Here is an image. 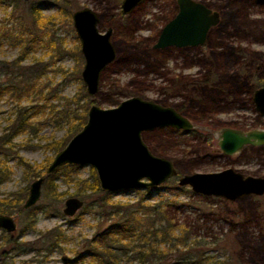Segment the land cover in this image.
<instances>
[{
    "label": "rangeland",
    "instance_id": "374dc122",
    "mask_svg": "<svg viewBox=\"0 0 264 264\" xmlns=\"http://www.w3.org/2000/svg\"><path fill=\"white\" fill-rule=\"evenodd\" d=\"M116 1L71 0L68 8L71 14L84 7L91 8L98 15L99 31L108 28L113 31L115 59L100 73L99 90L93 96L86 93L82 79H77L76 69L81 78L84 59L71 16L63 13L54 0H19L14 8L7 1L0 2V61H15L8 67V74L16 82L33 73L38 76L30 97L20 102L21 106H34L33 126L13 139V150L7 156L12 172L0 184V193L5 195L29 187L34 180H25L23 167L16 162L13 151L33 165L51 162L55 152L47 143L64 135L60 111L73 107L69 100L76 94L82 98L81 103L94 99L97 104H92L102 108L140 96L175 108L192 121L195 132L172 127L142 132L149 150L169 159L176 174L154 187L110 192V200L118 203L120 210L128 209V205L137 207L140 201L159 203L163 213L176 227L186 228L191 239L210 242L198 250H207L206 253L218 255L219 259L226 257L229 264H264V192L228 200L195 193L189 186L177 183L184 174L225 168L244 176L264 178V145H246L245 150L234 156L222 154L218 145L223 127L264 130V116L256 110L253 101L255 89L264 86V4L255 0H198L219 12V21L209 29L204 43L191 48L157 50L153 44L163 25L175 14V5H169L166 0H143L130 14H122V0ZM32 5L42 13L38 23L29 15ZM5 28L8 36L2 37ZM18 33L23 35L20 41L16 38ZM24 45L27 51L17 60ZM77 48L78 61L72 55ZM1 72L4 70L0 69ZM6 78L3 73L0 81ZM38 88L42 97L36 94ZM14 106L15 101L5 96L0 101V134L14 117ZM92 169L91 165L74 164L59 173L56 183L64 196L53 205L61 216L39 211L36 231H21L15 219L17 240L31 243L39 252L12 254L7 264H35L42 256L44 264H62L63 255L76 259L78 254H85L86 245L97 230L106 229L118 220L110 215L104 217L96 206H91L93 202L97 205L96 193L62 180L64 172L73 178L89 180ZM175 186L182 189L175 192ZM42 191L43 184L37 203L46 206ZM69 197L83 201L82 208L70 217L62 212ZM52 229L61 230L64 240L50 250L40 248L39 231L46 234ZM135 245L120 250L125 256L122 262L137 251L140 244ZM176 261L174 255H168L158 264ZM86 263L88 260L81 257L74 262Z\"/></svg>",
    "mask_w": 264,
    "mask_h": 264
},
{
    "label": "water",
    "instance_id": "95a60500",
    "mask_svg": "<svg viewBox=\"0 0 264 264\" xmlns=\"http://www.w3.org/2000/svg\"><path fill=\"white\" fill-rule=\"evenodd\" d=\"M28 1V0H24ZM143 0H122L120 12L130 14ZM264 1V0H261ZM178 11L160 30L153 48L167 46L193 47L202 45L208 30L219 21V14L201 2L177 0ZM73 28L80 43L84 59L81 79L89 96L99 90L100 73L115 59L111 41L112 29L100 32L97 13L84 7L72 15ZM255 108L264 116V86L255 89ZM173 127L189 131L191 121L171 106H164L150 99L131 96L111 108L91 104L87 120L66 145L57 151L48 164L45 175L29 184L28 195L22 205L27 209L35 205L41 196V187L47 175L66 164L91 165L96 172L99 188L114 192L122 189H144L157 186L176 170L169 159L154 155L142 140V132L156 128ZM222 152L234 154L246 144L264 143V131L241 130L224 127L218 136ZM179 186H189L195 193L220 196L234 200L242 195L262 194L264 178L243 176L232 168L217 172H195L179 176ZM83 206L78 197H69L62 212L73 216ZM0 229L10 233L16 230L14 217L0 213ZM69 256L61 257L68 263Z\"/></svg>",
    "mask_w": 264,
    "mask_h": 264
},
{
    "label": "trees",
    "instance_id": "16d2710c",
    "mask_svg": "<svg viewBox=\"0 0 264 264\" xmlns=\"http://www.w3.org/2000/svg\"><path fill=\"white\" fill-rule=\"evenodd\" d=\"M7 1V3L13 5L19 0H0V2ZM71 0H54V3L60 7L63 13L67 16H71L70 7ZM119 0L116 1V3ZM117 8V5L115 4ZM42 13L37 6L32 5L30 7L29 15L34 23L40 22ZM116 15V14H114ZM120 17V13L117 14ZM156 32V30H155ZM1 36H8V29L5 28L1 32ZM16 38L19 41L23 38L20 33L16 34ZM27 51V46L24 45L23 50L17 57L20 58ZM72 55L78 61L80 59L79 49L72 52ZM15 61H0V69L4 72L0 73V76L4 73L7 78L0 81V101L5 96L6 98L13 99L15 106L12 114L13 119L6 128L7 130L0 134V184L9 179L12 169L7 164V156L12 149L13 139L24 132H27L32 128L31 123L33 107L21 106L20 102L23 99L30 97L31 92L35 89V82L38 78L36 73L24 77L21 82H16L13 78H10L8 74L10 72V66ZM9 67V68H8ZM77 71V79L80 80L79 69ZM83 87L82 83H80ZM40 88L37 89L38 94ZM84 96L85 93L83 92ZM82 98L76 94L69 102L73 104L69 111H60V119H62L65 125L64 135L60 138L53 139L47 146L55 153L62 149L68 140L77 133L85 124L87 120L88 106L97 101L94 99H87L81 103ZM68 101V100H67ZM38 107H40L38 105ZM195 132V130L191 131ZM14 158L17 159V163L23 167L25 180L35 179L42 175H45V170L49 163L33 165L17 151H13ZM51 161V160H50ZM74 164H66L61 166L56 172L46 176L43 183V199H47V205L41 206L36 204L30 208L23 209L22 205L28 194V186L23 189L2 195L0 193V213L15 216L18 220L19 228L21 231L33 230L36 231L37 213L39 211L48 212L55 216H61L59 209L54 207L62 201L64 192H60L56 179L61 171L66 168L73 167ZM91 178L89 180L79 177L73 178L71 175L64 172L63 181L65 183L74 182V184L80 187H87V190L97 194L96 203H91V206H96L97 211L105 216H112L118 218L113 224L106 229L97 230L94 237L89 240L86 245L85 254H78L76 259H73L68 264H74L79 258L88 260L86 264H158L164 261L168 255H174L176 258L175 263L171 264H229L228 259L223 257L221 259L217 256L210 255L207 250L203 249L209 241H201L189 236L186 232V228L176 227L172 220H170L162 210V206L159 203L148 204L147 202H139L137 207L131 208L128 205V209H121L118 203L112 202L111 193L102 191L97 183V177L94 170H91ZM182 189L175 186L173 189L175 192ZM77 193H73V195ZM88 205H86V208ZM0 263L7 264L6 261L12 256V254L26 253V252H39L35 249L31 243L19 242L15 236V232H5L0 229ZM40 248L50 250L53 247H58L65 236L61 230L52 229L47 233H41ZM137 241V242H136ZM121 243V244H120ZM139 243L137 251H134L132 255L126 257V261L122 262V258L125 257L120 252L124 247ZM120 246H123L120 248ZM134 250V249H133ZM38 254V253H37ZM134 254V255H133ZM44 256L41 259H37L35 264H44Z\"/></svg>",
    "mask_w": 264,
    "mask_h": 264
},
{
    "label": "flooded vegetation",
    "instance_id": "af4514ba",
    "mask_svg": "<svg viewBox=\"0 0 264 264\" xmlns=\"http://www.w3.org/2000/svg\"><path fill=\"white\" fill-rule=\"evenodd\" d=\"M194 1H197V2H201V1H198V0H194ZM257 3H261V4H264V1H261V0H255ZM166 2L169 4V5H175V7H176V12H175V14L177 13V11H178V2H177V0H166ZM201 3H203V2H201ZM204 4V3H203ZM204 5H206V4H204ZM207 6V5H206ZM208 7V6H207ZM210 8V7H209ZM211 10H213L212 8H210ZM213 11H216V10H213ZM217 12V11H216ZM175 14L172 16V17H170L168 20H167V22L170 20V19H172L174 16H175ZM218 14H219V12H218ZM166 22V23H167ZM165 23V24H166ZM209 31V30H208ZM113 32V31H112ZM207 35V34H206ZM206 39V38H205ZM168 47H174L175 49H184V48H188V47H176V46H173V45H171V46H167V47H164V48H168ZM190 48H191V46H189ZM193 47H195V46H193ZM160 49H163V48H160ZM157 50H159V49H157ZM228 128H233V129H237V130H241V131H243V132H248L249 130H252V129H254V128H252V129H240V128H237V127H228ZM175 129V128H174ZM175 130H179V131H182L181 129H175ZM247 145H249V147H251V146H259V145H264V143H259V144H247ZM246 149V145L240 150V151H238L237 153H234V154H226V153H224V152H221L222 154H225V155H227V156H234V155H238V154H240L241 153V151L242 150H245ZM240 173V172H239ZM43 176V175H42ZM244 176V175H243ZM38 178V177H37ZM36 179V178H35ZM45 181V180H44ZM28 190H29V187H28ZM28 195V194H27ZM25 201V200H24ZM34 206V205H33ZM32 207V206H31ZM30 208V207H29ZM73 259H71L69 262H71ZM68 262V263H69ZM68 263H62V264H68Z\"/></svg>",
    "mask_w": 264,
    "mask_h": 264
}]
</instances>
